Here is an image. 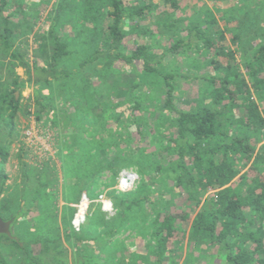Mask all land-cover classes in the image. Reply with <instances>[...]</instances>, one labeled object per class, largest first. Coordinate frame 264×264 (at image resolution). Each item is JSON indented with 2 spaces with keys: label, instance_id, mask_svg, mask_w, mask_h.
<instances>
[{
  "label": "trees",
  "instance_id": "obj_1",
  "mask_svg": "<svg viewBox=\"0 0 264 264\" xmlns=\"http://www.w3.org/2000/svg\"><path fill=\"white\" fill-rule=\"evenodd\" d=\"M181 1L56 0L47 31H36L35 20L31 12L24 11V6L29 4L36 10L37 6L51 0H39L40 4L33 0H0V216L4 220L11 219L14 225L26 211L18 202L15 190L2 197L7 189L2 163L12 141H4L3 132L14 130L17 112L22 109V97L16 98L15 91L23 89L28 82L41 87L50 83L55 89V100L62 99L66 104L72 99H84L89 104L96 97L94 80L107 83L104 77L111 75L118 60L132 65L141 62L142 73L134 75L131 86L137 88L141 81L156 84L154 78H160L165 85L164 108L176 116L177 136L172 139V146L180 145L173 164L178 185L188 193L187 201L199 207L194 217L186 211L159 212L154 231L159 259L169 256L172 247L183 242L184 226L190 223L189 241L205 246L206 250L213 248L223 256L225 264H264V144L256 150V141H261L264 134V40L253 49L251 57L244 60L242 55L239 64L235 51L225 44V30L215 34L199 24L188 26L185 34L179 36L164 55L203 43L212 54L213 68L220 73L204 76L206 103L192 110L175 108L176 84L172 79L176 75L160 71L157 63L164 55L157 57L151 43H137L135 49L124 52L129 36L145 33L142 21H150L148 25L155 24L158 29L163 26L160 14L157 21L153 20L156 18L154 8L163 3L176 10ZM21 13L24 17L18 19ZM231 33L233 43H240L237 50L240 52L244 41L238 32ZM98 64H102V68H98ZM18 67L24 69L26 78L17 72ZM72 89L76 93H72ZM134 101L138 105L139 102ZM55 103L47 106L43 94L34 88V113L38 122L49 119L56 124V117L50 116ZM25 113L30 114L31 110L26 108ZM253 137H256L255 142ZM77 143L86 148L76 155L75 144L69 145L66 174L78 182L73 184L75 193H66L68 201L80 199L88 189L87 183L94 180L95 171L110 167L119 174L115 160L97 162L103 148L92 131L88 138L79 135ZM38 182L32 187L25 179L21 196L26 199L34 195V201L47 193L43 191L45 186L52 185V179L44 174L38 176ZM132 193L113 195L116 207L120 208L119 218L150 200L147 195L130 198L128 195ZM159 201H164V197L158 195L153 202ZM4 240L9 241L12 248L23 250L27 260L34 264L39 260L28 248L29 243H42L48 248L51 242L46 235L41 240L21 239L25 244L21 246L20 239L1 234L0 247ZM13 259H18L19 264L24 257L15 252ZM0 264H11L2 251Z\"/></svg>",
  "mask_w": 264,
  "mask_h": 264
},
{
  "label": "rangeland",
  "instance_id": "obj_2",
  "mask_svg": "<svg viewBox=\"0 0 264 264\" xmlns=\"http://www.w3.org/2000/svg\"><path fill=\"white\" fill-rule=\"evenodd\" d=\"M55 1L37 6L36 10L25 4L24 11L31 12L36 31H47L54 16L51 10ZM153 12L156 16L153 20L157 21L160 14L163 26L158 29L155 24L148 25L150 21H142L145 33L129 36L125 41V53L135 49L137 43L148 42L153 45L152 52L160 57L193 24L202 25L215 34L225 30V44L235 51L239 64L242 55L244 60L251 57L253 49L264 40V0H182L176 10L162 3ZM23 17L21 13L18 19ZM231 31L238 32L244 41L241 53L237 51L240 43H233ZM211 58V52L203 43L161 57L157 63L160 71L176 75L172 79L176 84L175 108L192 110L206 103L207 81L204 76L220 75L213 68ZM98 68H102V64H98ZM17 72L26 78L23 68L18 67ZM137 72L142 73L141 62L132 65L118 60L111 75L104 77L107 83L94 80L96 97L89 104L84 99H72L66 104L62 99L55 100V89L50 83L41 87L28 82L23 89L15 91V95L19 92L18 98L22 97V109L17 112L14 130L5 129L3 132L2 139L12 141L2 163L7 176V189L2 197L15 190L18 202L26 209L11 225V233L20 239L21 246L25 245L23 240H41L49 236L48 248L42 243L28 242V248L39 260L37 264H225L223 256L213 248L206 250L205 246L189 241L190 223L184 226L186 236L183 242L172 247L169 256L159 259L158 240L154 233L159 212L186 211L194 217L199 207L187 201L188 193L178 185L177 171L173 167L180 145L172 146V139L177 136L176 116L164 108L166 87L160 78H154L156 84L141 81L139 87L132 88ZM34 88L43 94L47 106L56 101L50 114L56 117V124L49 119L44 123L36 120ZM72 93L76 90L72 89ZM26 108L31 110L30 114L25 113ZM27 130L32 131V137L26 134ZM91 131L103 148L97 162L100 159L103 162L115 160L119 174L110 167L95 171L94 180L87 183L88 189L83 191L80 199L68 201L66 193H75L73 184L78 182L66 174L69 165L65 158L71 152L69 145L75 144V154L79 155L86 146L78 144L77 137L88 138ZM252 140L255 142L256 137ZM256 142L258 150L264 144V134L262 140ZM91 152H96V148ZM124 171L137 176L127 188L120 183ZM253 173L258 174L257 171ZM40 174L52 179V185L43 188L47 193H42L34 201V195L23 198L24 180L35 187ZM132 179L130 177V182ZM129 192H133L128 195L130 198L147 195L152 204L148 200L142 202L122 219L113 195ZM158 195L163 196L164 201L154 203ZM81 204L86 205L87 214L84 221L77 223ZM1 251L11 264H17L20 259H13L15 252L24 257L19 264H34L27 260L23 250L12 248L9 241H3Z\"/></svg>",
  "mask_w": 264,
  "mask_h": 264
},
{
  "label": "water",
  "instance_id": "obj_3",
  "mask_svg": "<svg viewBox=\"0 0 264 264\" xmlns=\"http://www.w3.org/2000/svg\"><path fill=\"white\" fill-rule=\"evenodd\" d=\"M18 94H19V92H16V98H18ZM11 225H12V220L11 219L10 220H4L0 216V235L1 234H7V235L12 236Z\"/></svg>",
  "mask_w": 264,
  "mask_h": 264
},
{
  "label": "bare ground",
  "instance_id": "obj_4",
  "mask_svg": "<svg viewBox=\"0 0 264 264\" xmlns=\"http://www.w3.org/2000/svg\"><path fill=\"white\" fill-rule=\"evenodd\" d=\"M124 179L126 180L127 183L130 182V180H129L130 177L128 174L125 175ZM124 179H123V181H124ZM83 203H86V202H83ZM82 204H81V206L78 207L79 209H78V213H77L76 220H75L77 223L84 221L86 214H87V207H86V205H82Z\"/></svg>",
  "mask_w": 264,
  "mask_h": 264
},
{
  "label": "built area",
  "instance_id": "obj_5",
  "mask_svg": "<svg viewBox=\"0 0 264 264\" xmlns=\"http://www.w3.org/2000/svg\"><path fill=\"white\" fill-rule=\"evenodd\" d=\"M26 134H27V135H30V137H32V131H31V130H27ZM126 174H129V177L133 178V179L131 180L130 183H129V182L127 183L126 180L124 179ZM136 177H137V176H136L135 173H133V172H128V171H124V172L121 174L120 183H121L123 186H126V188H127V187L130 186V184H132V182L135 181ZM123 179H124V181H123ZM84 198H85V197H84ZM104 205H105V203H104Z\"/></svg>",
  "mask_w": 264,
  "mask_h": 264
}]
</instances>
